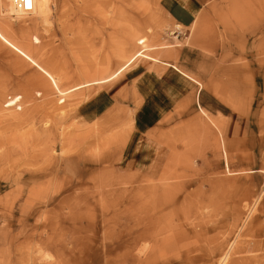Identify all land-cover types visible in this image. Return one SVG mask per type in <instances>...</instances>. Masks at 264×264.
I'll return each mask as SVG.
<instances>
[{"label":"rangeland","instance_id":"374dc122","mask_svg":"<svg viewBox=\"0 0 264 264\" xmlns=\"http://www.w3.org/2000/svg\"><path fill=\"white\" fill-rule=\"evenodd\" d=\"M2 1L0 264H218L232 242L225 264H264V0H200L184 30L161 0H49L43 23ZM138 70L190 96L140 134Z\"/></svg>","mask_w":264,"mask_h":264},{"label":"crops","instance_id":"0c3cea01","mask_svg":"<svg viewBox=\"0 0 264 264\" xmlns=\"http://www.w3.org/2000/svg\"><path fill=\"white\" fill-rule=\"evenodd\" d=\"M161 9L168 15L170 20L176 24L180 29H188L196 21L197 17L202 11V3L200 0H161ZM128 77L131 82H142L146 80L149 84L152 83V92L146 94L144 97L145 102L141 103L138 107L137 116L135 117L134 132L138 134L142 133L143 129L156 123V121L164 115L169 109H173L179 101L190 97L186 95L188 93L187 87L177 86L170 80V76L167 74L157 75L155 73L144 72L143 70L132 71ZM149 74V75H147ZM151 78L152 81L149 79ZM185 87V88H184ZM105 91V90H104ZM106 92V91H105ZM109 95V94H105ZM102 102L95 103L94 105H86L82 108H78L80 115H88L90 113L99 114L101 111H106L109 108L107 102L102 98ZM197 104H202V95L199 93L196 95ZM226 119H231V113L225 114ZM230 126L226 125L224 131H230ZM131 136V135H130ZM131 140H129L130 142ZM128 142V144H129ZM127 144V145H128Z\"/></svg>","mask_w":264,"mask_h":264},{"label":"bare ground","instance_id":"6f19581e","mask_svg":"<svg viewBox=\"0 0 264 264\" xmlns=\"http://www.w3.org/2000/svg\"><path fill=\"white\" fill-rule=\"evenodd\" d=\"M7 1V8L11 11V13H12V16H13V19L14 18H20V17H26V16H23L21 13H18L17 11H15L14 10V8L12 7V5H11V3H10V1L9 0H6ZM67 3L68 2H70L71 4L72 3H75L77 0H65ZM2 0H0V7H1V5H3L2 4ZM62 2V1H61ZM86 2V1H85ZM67 3L66 4H63V6H62V8H60L61 9V12H60V14H61V16H62V18H68V17H70L71 15H69L68 14V12L67 13H65L64 12V8L66 7V5H67ZM78 3V2H77ZM80 3V2H79ZM48 4H49V0H34V9H33V12L31 13V15H35L39 20H40V22H45V18H46V15H47V10H48ZM6 5V4H5ZM60 5H62V4H60ZM75 5V4H74ZM73 5V6H74ZM3 7H4V5H3ZM82 7V6H81ZM86 7V6H85ZM89 7V6H88ZM6 8V7H5ZM84 8V7H83ZM87 8V7H86ZM70 9V8H69ZM2 10V9H1ZM85 10V9H84ZM89 10V9H88ZM71 12V11H70ZM91 12V11H90ZM93 12V11H92ZM3 13V12H2ZM76 13V12H75ZM78 13H80V11L78 12ZM28 16H30V15H28ZM73 17H74V19H73V22H72V20H71V22L70 21H68V24H66V23H61V25H60V33L61 34H65V33H69V32H72V33H74V32H76L77 30H81V26L79 25V17L78 16H76L75 17V14H73L72 15ZM60 17V16H59ZM83 17V16H82ZM61 18V19H62ZM58 19V18H57ZM83 20V19H82ZM63 24V25H62ZM83 24V23H82ZM57 28V27H56ZM75 34V33H74ZM73 34V35H74ZM72 35V34H71ZM69 36H70V34H69ZM63 37V36H62ZM72 37H74V36H72ZM75 37H76V34H75ZM77 38V37H76ZM68 39V38H67ZM67 39H66V41H67ZM75 39V38H74ZM73 40V39H72ZM141 41H144V39L143 40H141ZM62 43H63V41H61ZM76 42V41H75ZM64 43H65V41H64ZM72 44V43H71ZM64 45V44H63ZM84 45V44H83ZM66 47H67V45H66ZM61 48V47H60ZM57 52H58V50H57ZM62 52V51H61ZM54 53H56L55 52V49H54ZM60 53V52H59ZM58 54V53H57ZM54 55V54H53ZM54 56H57L56 54L54 55ZM53 56V57H54ZM45 57V56H44ZM53 57H49V60L51 59V58H53ZM54 59V58H53ZM53 59H51V60H53ZM56 59V58H55ZM60 60H61V58H59ZM57 60H58V58H57ZM60 60H58V62L60 61ZM46 61V60H45ZM53 62H54V60H53ZM52 62V63H53ZM61 62V61H60ZM59 62V63H60ZM49 63H51V61L49 62ZM58 63V64H59ZM57 64V63H56ZM61 64V63H60ZM47 66V65H46ZM50 66V65H49ZM58 66V65H57ZM44 67V66H43ZM47 68H49V67H47ZM57 69H58V67H56ZM46 69V68H45ZM56 69V70H57ZM63 69V68H62ZM84 69V68H83ZM48 70V69H47ZM55 70V71H56ZM95 70V69H94ZM54 71V70H53ZM65 71V70H64ZM97 71H101L102 72V70H97ZM96 71V72H97ZM104 71V73H105V70H103ZM66 72H68V70L66 71ZM114 72V71H113ZM59 73V72H58ZM70 72H68V73H64L65 74V78H64V83H65V81H67L70 77L68 76V74H69ZM98 73H100V72H98ZM94 74H96V73H94ZM93 74V76H95ZM113 74V73H112ZM78 75V74H77ZM101 74H99V76H100ZM58 76V75H57ZM62 76H64V75H62ZM104 76H105V74H104ZM106 76H107V73H106ZM111 76V75H110ZM97 77H98V75H97ZM60 79V78H59ZM103 79H105V77H98V78H95V81H101V80H103ZM56 79H54V81H55ZM58 80V79H57ZM63 81V80H62ZM61 82V81H60ZM72 82V81H71ZM70 82V83H71ZM77 82V81H76ZM54 83V82H53ZM55 84V83H54ZM77 85V84H76ZM54 86V85H53ZM58 86V85H57ZM57 86H55V87H57ZM66 86H68V85H66ZM65 86V87H66ZM69 86L70 87H72L70 84H69ZM54 87V88H55ZM73 89V88H72ZM78 89V88H77ZM70 90V89H69ZM68 90V91H69ZM83 90H84V88H83ZM71 91V90H70ZM77 91V90H76ZM82 91V90H81ZM66 92L67 91H65V94H66ZM84 92V91H83ZM58 93H61V92H58ZM68 93H70V92H68ZM74 93V92H73ZM75 93H77V92H75ZM71 94V93H70ZM74 95H78V93L77 94H74ZM71 96H73V95H71ZM82 96V95H81ZM74 97V96H73ZM62 100L63 99H65V97L64 98H61ZM59 100V99H58ZM58 105V104H57ZM57 105H56V107H57ZM59 106H61V105H59ZM59 108V107H58ZM61 109V108H60ZM64 109V108H63ZM62 111H64V110H62ZM59 112H61V111H59ZM63 114V113H62ZM50 116H52V115H50ZM55 118V117H54ZM51 119H52V117H51ZM54 120V119H53ZM57 120H59V119H57ZM56 120V121H57ZM60 120H61V118H60ZM65 119H63V121H64ZM56 121H53V122H56ZM50 122H51V120H50ZM60 123V122H59ZM47 124V123H46ZM55 125V124H54ZM61 129V128H60ZM61 131V130H60ZM62 133V132H61ZM60 133V134H61ZM59 152V151H58ZM156 178H157V176H156ZM52 190V189H51ZM51 193V192H50ZM50 196V195H49ZM57 197V196H56ZM51 200V199H50ZM123 200V199H122ZM21 220V219H20ZM132 220H134V222L136 223V221L138 220L139 221V219H132ZM23 221V220H22ZM141 221V220H140ZM139 221V223H142V222H140ZM134 223V224H135ZM141 226V225H140ZM140 226H138V227H140ZM137 227V228H138ZM241 229V228H240ZM140 230H141V234L140 235H138V238H143V237H147L148 235H149V232H150V229H149V227L147 226V227H145V228H140ZM260 233V232H259ZM210 236H213V235H210ZM132 237V236H131ZM214 238H215V236H213ZM211 238V239H208V240H206V243H205V246L203 247V249H205V247L206 246H208V245H210L211 244V242H213L214 240V238ZM204 242V241H203ZM234 243L235 242H232L231 243V245L229 246V248H228V251H226V253L224 254V252H223V256H221L220 257V260H219V263L218 264H225L226 263V261H227V257H228V253H229V251L233 248V246H234ZM258 243V242H257ZM262 244V243H261ZM257 245V244H256ZM252 246V245H251ZM244 248V247H243ZM202 252H203V250H202ZM207 252V251H206ZM210 254V253H209ZM211 255V254H210ZM125 258V257H124ZM128 260V259H127ZM239 262V261H238ZM127 263V262H126Z\"/></svg>","mask_w":264,"mask_h":264},{"label":"built area","instance_id":"2783aa9c","mask_svg":"<svg viewBox=\"0 0 264 264\" xmlns=\"http://www.w3.org/2000/svg\"><path fill=\"white\" fill-rule=\"evenodd\" d=\"M12 7L18 13H21L23 16L31 15L34 9V0H31V7H29L28 0H9Z\"/></svg>","mask_w":264,"mask_h":264},{"label":"snow or ice","instance_id":"6c2138e0","mask_svg":"<svg viewBox=\"0 0 264 264\" xmlns=\"http://www.w3.org/2000/svg\"><path fill=\"white\" fill-rule=\"evenodd\" d=\"M28 3H29V7H31L32 5H31V0H28Z\"/></svg>","mask_w":264,"mask_h":264}]
</instances>
